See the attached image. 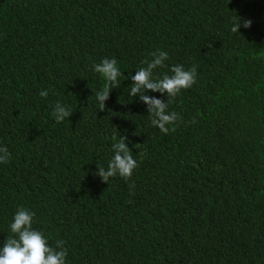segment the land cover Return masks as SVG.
<instances>
[{
    "label": "trees",
    "instance_id": "obj_1",
    "mask_svg": "<svg viewBox=\"0 0 264 264\" xmlns=\"http://www.w3.org/2000/svg\"><path fill=\"white\" fill-rule=\"evenodd\" d=\"M157 50L154 78L197 67L167 135L129 95ZM104 58L122 75L100 111ZM121 135L139 166L107 185ZM0 146V246L23 206L66 264H264V0H0Z\"/></svg>",
    "mask_w": 264,
    "mask_h": 264
},
{
    "label": "clouds",
    "instance_id": "obj_2",
    "mask_svg": "<svg viewBox=\"0 0 264 264\" xmlns=\"http://www.w3.org/2000/svg\"><path fill=\"white\" fill-rule=\"evenodd\" d=\"M241 26L247 29L251 26V21L244 20L241 24V20L237 17L230 30L232 33H239ZM150 56V60L141 61L143 67L128 77L132 82L129 95L139 97V100L146 105L151 125L167 135L170 131H175L176 121L180 119L176 112L167 111L168 105L182 90L189 89L196 83L197 67L192 65L186 70L183 65H172L169 68L171 75L164 74L154 78L155 69L167 67L165 61L168 59V53L157 50L150 53ZM92 69L104 80L102 90L95 94L99 109L103 111L110 91L118 88L121 84L119 77L122 72L115 58H104L100 63L93 64ZM148 92H158L161 96H166L167 99L165 101L149 96L146 94ZM47 95V90L39 92L40 97H47ZM72 112L71 109L57 102L52 115L57 123H61L68 119ZM170 125L172 127H169ZM126 140L128 137L121 135L112 145L113 156L107 167H97L95 175L107 185L109 179L116 176L129 182L133 171L139 166L133 157V152L125 143ZM10 158L11 154L8 148L0 146V164H8ZM134 187V183H129L130 190ZM34 216L35 213L28 208L23 206L17 208L9 225L11 235L4 239L3 245L0 246V264H66L65 241L56 240L54 245H50L45 234L33 228Z\"/></svg>",
    "mask_w": 264,
    "mask_h": 264
}]
</instances>
